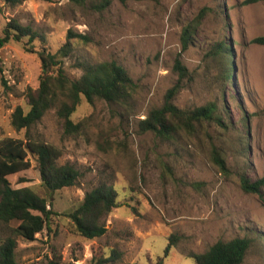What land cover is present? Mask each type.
<instances>
[{
	"label": "rangeland",
	"instance_id": "1",
	"mask_svg": "<svg viewBox=\"0 0 264 264\" xmlns=\"http://www.w3.org/2000/svg\"><path fill=\"white\" fill-rule=\"evenodd\" d=\"M100 1L30 0L10 7L0 0V33L13 19L40 35L32 43L11 40L0 49V140L29 136L50 143L62 151L58 165L71 164L81 173L75 186L51 193L34 161L8 177L12 188L29 187L58 214L35 241L16 239L17 262L91 264L116 250L120 256L113 264H158L168 237L175 235L178 240L162 264H196L189 253L236 237L253 239L245 264H264V188L259 195L245 193L239 181L264 177V0L247 5L244 0H110L97 11L93 6ZM203 8L209 11L193 44L181 52L182 27ZM69 30L90 39L87 44L71 41L73 50L62 61L69 79L80 77L77 63L114 61L137 83L136 92L124 105H90L82 98L72 115L74 122H84L78 135L64 134L54 110L30 130L16 131L11 113L17 106L27 111L25 93L39 85L38 52L55 53ZM221 37L233 55L222 122L203 123L170 142L140 133L138 121L162 105L177 81L172 68L178 54L189 77L174 104L185 110L217 99L202 57ZM257 38L261 42L254 43ZM213 150L224 159L225 173L212 160ZM100 185L116 190L120 206L102 220L106 233L86 240L71 230L64 215Z\"/></svg>",
	"mask_w": 264,
	"mask_h": 264
},
{
	"label": "trees",
	"instance_id": "2",
	"mask_svg": "<svg viewBox=\"0 0 264 264\" xmlns=\"http://www.w3.org/2000/svg\"><path fill=\"white\" fill-rule=\"evenodd\" d=\"M26 1L30 0H5V3L10 7H16ZM259 1L261 0H244L243 4H254ZM109 4L110 0H101L93 7L97 11H102ZM208 11V8H203L193 20L182 27L181 52L193 44L196 31ZM39 37V33L31 27L23 26L12 19L1 29L0 49L11 40L20 42L23 38H28V42L32 43ZM72 40L85 44L90 42L86 35L69 30L66 42L55 53L44 50L38 52L41 63L39 85L36 89L28 88L25 93L28 110L17 106L11 113V126L16 131L30 130L48 111L54 110L64 134L78 135L83 130L84 122H74L72 115L82 98L90 105L95 101L124 105L128 104L132 94L136 92L137 83L114 61L77 63L81 75L77 79H69L62 61L73 50ZM253 42L259 43L261 39H254ZM229 48L224 37H221L208 45L202 57L205 78L218 89L217 99L185 110L174 104L175 97L183 88V81L189 77L188 69L181 62V54H178L172 68L177 75V81L166 91L162 105L150 109L144 119L138 121L139 132L151 133L161 141L170 142L182 132L193 134L203 123L213 121L221 123L223 94L233 77L229 65L233 61V55ZM28 50L33 52V49ZM2 72L0 58V73ZM242 152L245 153V149ZM61 155L62 151L58 147L29 136L24 140L8 137L0 140V264H19L15 256L16 239L20 237L28 242L35 241V236L48 228L53 217L58 216L45 197L38 195L29 187L12 188L8 177L29 169L31 162L34 161L42 185L48 192L73 187L81 173L71 164L58 165ZM212 160L220 172L227 171L224 159L215 150L212 152ZM239 181L240 188L245 193L259 195L264 188V177L251 182L241 176ZM119 206L116 190L111 185H100L85 193L82 202L64 217L69 220L71 230L76 235L93 240L106 233L102 220ZM11 223H16V227H11ZM261 239L264 241V236ZM177 240L175 235L168 237V243L163 256L158 259V264H162L169 256ZM252 244L253 239L249 237H236L229 241H217L206 251L199 254L189 253L187 256L196 264H245ZM119 256V252L112 250L108 256L93 258L91 264H113Z\"/></svg>",
	"mask_w": 264,
	"mask_h": 264
}]
</instances>
